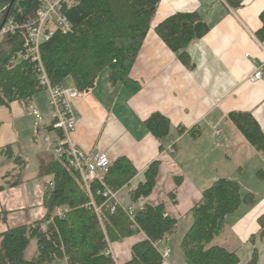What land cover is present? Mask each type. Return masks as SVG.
I'll return each instance as SVG.
<instances>
[{"label": "crops", "instance_id": "0c3cea01", "mask_svg": "<svg viewBox=\"0 0 264 264\" xmlns=\"http://www.w3.org/2000/svg\"><path fill=\"white\" fill-rule=\"evenodd\" d=\"M262 10L264 0H241L237 8L225 0H160L130 72L140 89L131 93L122 86H112L105 73L93 88L72 100L76 121L73 143L89 154L105 153L110 161L118 156L128 158L137 169L128 187L134 180H141L150 162L158 159L155 186L144 201L163 203L166 212L178 222L191 217L190 209L200 200L201 191L219 177L237 180L243 195L251 192L254 202L243 203L227 215L223 231L215 238L236 252L239 264H247L254 249L256 264H264V236L259 222L264 217V157L228 118L232 111L250 112L264 133V40L256 35L262 25ZM176 12H198L209 26V31L187 49L191 69L154 31L160 21ZM257 67L263 71L262 78L249 82L248 75ZM32 107L47 120L50 118L51 106L38 102L36 95L29 103L15 100L0 107V149L11 145L13 153L12 158L0 156V183L7 176L14 181L19 176L16 185L0 192V233L45 213L43 205L35 214L26 212L21 205L30 203L28 180L32 178L24 177L28 159L17 146L20 120L27 117L35 126ZM155 112L170 122L168 134L160 140L143 123ZM216 130H221L219 135ZM44 132V128L36 127L31 141L37 143ZM37 157L40 169L36 176L43 166L56 160L51 152L43 150ZM41 182L37 178V183ZM18 189L22 190L20 195L16 193ZM181 237L174 232L156 243L160 252L169 250L161 264H185L178 247ZM143 238L142 233H137L111 243L115 263L127 262L132 245Z\"/></svg>", "mask_w": 264, "mask_h": 264}, {"label": "trees", "instance_id": "16d2710c", "mask_svg": "<svg viewBox=\"0 0 264 264\" xmlns=\"http://www.w3.org/2000/svg\"><path fill=\"white\" fill-rule=\"evenodd\" d=\"M159 1L71 0L69 5H63V12L71 23L70 30L65 33L56 30L39 46L41 62L51 84L66 85L69 81L78 93H84L107 71V80L112 86L137 92L141 85L131 78L130 72ZM225 1L232 8L241 4V0ZM38 7V0H0V28L9 21L18 24L32 21ZM259 18L262 25L256 35L262 41L264 10ZM154 31L177 54L180 62L191 69L193 63L187 49L192 41L209 31V26L198 12H176L160 21ZM24 38L25 31L20 29L0 36V107L15 100L29 103L42 89L38 84L37 62L19 58L24 52ZM228 118L264 157V133L254 116L246 111H232ZM143 123L159 140L170 129L168 118L159 112L151 114ZM45 130L51 131V127ZM0 156L12 158L11 145L0 149ZM158 169L159 160H153L136 186L128 189L129 204H137L131 218L119 206L113 211L110 206L106 207L102 197L103 184L120 192L137 175V169L125 156L110 162L101 181L90 182L89 193L80 175L68 167L65 159L46 164L37 176L43 182L45 213L0 233V264H53L60 263L64 256L69 264H116L106 252L108 246L137 233H142L144 238L132 245L131 257L124 264H161L164 258L156 243L176 232L178 221L166 212L163 203L144 201L155 186ZM5 179L0 183V192L16 185L17 179L14 181L8 176ZM175 182L178 184L179 178ZM92 200L99 206L98 211ZM253 202L254 195L241 194L235 179L219 177L203 189L200 200L190 209L191 224L178 244L185 264H239L235 251L213 240L223 231L227 215L241 204ZM57 207H67L68 211L63 217L55 216ZM51 216H55L53 221L46 224ZM259 222L264 236V217ZM31 241L35 242V250L27 258L25 251ZM257 257L254 249L247 264H256Z\"/></svg>", "mask_w": 264, "mask_h": 264}, {"label": "built area", "instance_id": "2783aa9c", "mask_svg": "<svg viewBox=\"0 0 264 264\" xmlns=\"http://www.w3.org/2000/svg\"><path fill=\"white\" fill-rule=\"evenodd\" d=\"M39 7L36 10L35 17L31 21L18 24L13 21L7 22L0 28V36L6 33H14L20 29L25 31L24 52L19 54L21 59H31L37 62L39 69L38 84L39 87L48 92V98L51 105V115L47 120L45 116L36 108L32 107L30 112L34 118V124L39 128L51 127V131L44 132L43 140L47 148L56 159H65L68 167L76 171L81 178L85 190L89 193V184L93 180L101 181L102 175L108 170L110 159L105 153L89 154L84 152L72 141V132L75 128V117L73 115L72 100L78 95V91L72 85H53L47 77L41 62L39 46L47 41L56 30L63 33L68 32L71 23L63 12V5H69L71 0H38ZM263 71L257 67L248 75L249 82H256L262 78ZM59 132L61 134H59ZM221 130H216L219 135ZM173 151V148H169ZM102 197L103 204L110 206L113 211L116 206L123 209L129 217H133L135 207L125 206L119 198V192L112 190L103 184ZM95 210H99L93 200L91 201ZM68 211L67 207H57L55 216L63 217ZM55 216L46 220V224L53 221ZM107 253H111V247L108 246ZM169 250L161 252L163 258L168 256ZM60 264H69L67 256H64Z\"/></svg>", "mask_w": 264, "mask_h": 264}, {"label": "rangeland", "instance_id": "374dc122", "mask_svg": "<svg viewBox=\"0 0 264 264\" xmlns=\"http://www.w3.org/2000/svg\"><path fill=\"white\" fill-rule=\"evenodd\" d=\"M105 73H107V71H103L98 76V82L101 80V78L104 76ZM35 95H36L38 102H41V103L43 102V104H45V106L47 107L51 106L49 102V98H48V92L46 90L41 89L40 91L36 92L33 96ZM20 123H21V127H20V135H21L20 137L21 138H20V141L18 142L17 149L20 151L19 153H21L23 157L28 159V166L24 174V177L27 179L32 178L28 180L30 182V188H31L28 191V194L30 197V203L28 205H24V203L22 202L21 205L25 207L26 212L30 210L32 211L33 214H35L37 211L42 210V195H43V182H41V184L37 183V178H36L37 177L36 175L39 173V169H40L39 159L37 155L40 150H43L44 152H51V151L47 148L43 140V137L41 138L39 137L37 140V143H35L34 141L33 142L31 141L30 135L31 134L33 135L35 133L36 127L33 126V124H31V122L29 121L27 117L24 118L23 120H20ZM1 171H3V168H0V175H1ZM139 180L140 179L134 180L130 187L127 186L124 190L121 191L119 198L123 203L125 204L129 203L128 193H127L128 189L135 187ZM1 181L2 179L0 178V182ZM16 193H19L20 195L22 193V190L18 189L16 190ZM190 224H191V217L185 216L181 218V220L178 222V228L175 234H181L183 236V234L189 228ZM213 243L220 245L219 241L216 239L213 240ZM34 250H35V242L31 241V243L29 244V246L27 247L25 251V257L27 258L30 257L34 253Z\"/></svg>", "mask_w": 264, "mask_h": 264}]
</instances>
